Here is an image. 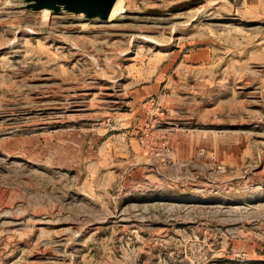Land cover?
Returning <instances> with one entry per match:
<instances>
[{
    "label": "rangeland",
    "instance_id": "obj_1",
    "mask_svg": "<svg viewBox=\"0 0 264 264\" xmlns=\"http://www.w3.org/2000/svg\"><path fill=\"white\" fill-rule=\"evenodd\" d=\"M22 4L0 0V264H264V0Z\"/></svg>",
    "mask_w": 264,
    "mask_h": 264
},
{
    "label": "water",
    "instance_id": "obj_2",
    "mask_svg": "<svg viewBox=\"0 0 264 264\" xmlns=\"http://www.w3.org/2000/svg\"><path fill=\"white\" fill-rule=\"evenodd\" d=\"M20 7L30 10L67 12L86 19L107 21L118 0H20Z\"/></svg>",
    "mask_w": 264,
    "mask_h": 264
},
{
    "label": "bare ground",
    "instance_id": "obj_3",
    "mask_svg": "<svg viewBox=\"0 0 264 264\" xmlns=\"http://www.w3.org/2000/svg\"><path fill=\"white\" fill-rule=\"evenodd\" d=\"M118 4H119V0L117 2L116 6L114 7V10H113V13L112 14H114L118 10ZM46 11L49 12V10H46Z\"/></svg>",
    "mask_w": 264,
    "mask_h": 264
}]
</instances>
